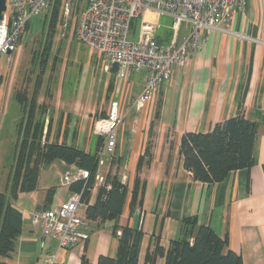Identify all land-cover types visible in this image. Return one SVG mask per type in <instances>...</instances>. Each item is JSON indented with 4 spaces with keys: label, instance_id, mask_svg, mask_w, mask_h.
Returning <instances> with one entry per match:
<instances>
[{
    "label": "crops",
    "instance_id": "obj_1",
    "mask_svg": "<svg viewBox=\"0 0 264 264\" xmlns=\"http://www.w3.org/2000/svg\"><path fill=\"white\" fill-rule=\"evenodd\" d=\"M31 20L18 49L10 54V61L0 60V136L8 126L18 134L24 118L25 104L19 93L25 87L38 38L30 37L22 48ZM70 24L76 37V26ZM229 29L230 32L206 33L202 48L185 66L174 69L171 79L159 86L142 109H137L134 101L144 88L146 72L138 81L132 80L133 73L121 79L117 68L109 70L98 53L102 62L95 68L97 79L90 83V91L86 90L89 87L86 88L83 70L78 87L82 92H77L65 124L62 127L59 124L63 109L56 107L55 113L49 107L53 113L51 120L49 114L45 121L44 135L50 142L56 140L98 154L96 142L100 137L94 132L95 122L107 117L112 102L117 101L123 119L117 128L116 151L112 156L103 155L102 164L98 160L96 174L104 179L102 182L95 179L89 203L95 202L101 185L107 183L110 188L116 178L129 188L125 209L118 220L102 223L88 219L85 227L88 239L69 249H59L58 238L44 236L32 222L36 210L56 208L75 193L72 184H62V176L80 168L56 159L41 166L35 190L20 191L12 201L23 214V228L10 256L0 260L9 264H41L48 255L56 254L64 264H82L84 258L98 264L100 256L117 254L115 225L132 226L135 213L140 212L143 239L138 264H166L165 257L157 256L150 263L146 255L158 244L168 249L172 240L185 237L190 230L184 224L186 219L196 220L197 225H209L222 239H227L225 250L240 254L243 264H264V0H247L245 8L234 13ZM237 32L257 41L241 40ZM42 103L43 99L38 97L35 114ZM11 111L15 115L8 119ZM241 111L258 124L253 165L231 171L219 182L196 180L184 167L180 154L183 133L210 132ZM15 157L16 150L13 164L0 170L2 192L10 193ZM135 188L137 201L141 203L132 211L130 201ZM86 207L83 202L82 214ZM118 232L121 229L117 235ZM196 232L197 226L191 232V240Z\"/></svg>",
    "mask_w": 264,
    "mask_h": 264
},
{
    "label": "built area",
    "instance_id": "obj_2",
    "mask_svg": "<svg viewBox=\"0 0 264 264\" xmlns=\"http://www.w3.org/2000/svg\"><path fill=\"white\" fill-rule=\"evenodd\" d=\"M62 23L75 24L77 39L96 50L107 64L117 68L121 79L130 73L146 72L147 78L134 106L142 109L159 86L171 79L177 67L187 64L199 51L205 35L211 31L230 32L229 24L236 11L247 5V0H60ZM57 0H6V10L0 19V60L10 61V54L18 49L29 21L51 11ZM154 16L153 18H148ZM172 19L170 40H157L160 23L157 18ZM135 18H140L137 39L130 38ZM187 24V28L183 27ZM241 40L257 39L237 32ZM123 115L117 101L112 102L107 117L94 125L95 134L103 137L97 159L112 156L117 147V128ZM90 171H66L62 184L70 186L78 180L88 179ZM126 179V176L123 177ZM97 182L104 177L97 173ZM82 193H73L68 200L53 209H40L32 214V222L44 236L58 238L59 249H69L88 239L85 227L88 218L80 212ZM121 235V232H118ZM41 264H64L56 254H50Z\"/></svg>",
    "mask_w": 264,
    "mask_h": 264
},
{
    "label": "trees",
    "instance_id": "obj_3",
    "mask_svg": "<svg viewBox=\"0 0 264 264\" xmlns=\"http://www.w3.org/2000/svg\"><path fill=\"white\" fill-rule=\"evenodd\" d=\"M60 3L61 1L57 0L54 7L56 13L57 9H60ZM56 21V18L53 19L51 25ZM170 36L169 31L161 34L158 32L157 40L166 43L169 42ZM39 128L34 126L28 133L32 138L31 142L22 146L19 154L16 151L10 193L0 191V258L10 256L23 228V214L12 201L17 199L20 191L35 190L41 166L56 159L90 171L88 179L78 180L71 185L73 192L82 193V202L87 205L85 216L88 219L102 223L111 219L118 220L128 201V186L114 178L110 188L107 183L100 186L95 202L90 204L98 169L97 154L66 143L50 142L41 146L35 142L41 135ZM257 134L258 124L249 120L242 111L236 117L217 124L210 132H185L180 144L184 167L192 172L196 180L219 182L231 171L253 165ZM101 142L103 143V139ZM138 203L141 202L137 201L135 188L130 201L132 211ZM184 224L190 226L185 237L172 240L168 249L156 245L152 253L148 252L146 260L152 263L157 256H162L165 257L166 264H243L242 256L233 250L226 251L227 239H222L209 225H197L194 219H186ZM196 226L197 232L191 240V232ZM118 229H121V235H117ZM114 235L118 238L116 256L102 255L98 264H138L143 239L142 227L133 229L132 226L121 227L116 224ZM0 264L9 263L0 260ZM82 264L91 263L84 258Z\"/></svg>",
    "mask_w": 264,
    "mask_h": 264
},
{
    "label": "rangeland",
    "instance_id": "obj_4",
    "mask_svg": "<svg viewBox=\"0 0 264 264\" xmlns=\"http://www.w3.org/2000/svg\"><path fill=\"white\" fill-rule=\"evenodd\" d=\"M55 7V6H54ZM53 8L46 14V23L44 25V15L31 20L30 30L23 38L22 48L31 38H36L35 49L33 51V62L28 69L25 77V87L20 90L19 98L24 102V118L20 123L19 132L12 128L5 129L0 136V170L5 165L11 166L14 161L15 150L19 154L22 146L31 142V136L28 135L34 126H39L41 135L36 138L35 142L44 146L50 143L48 136L44 135L45 121L52 117L56 107L63 109L62 121L60 127L65 124L66 115L72 110L75 98L78 93L82 92V88H78L82 81L83 70L86 79V89L90 91L91 84L95 81V68L101 65V58L96 50L91 49L88 45L78 41L71 31V24L67 27L62 23L61 9ZM149 16L148 18H153ZM56 23L51 25L53 19ZM160 23L159 34L162 32H172L170 26L172 19L168 16H160L157 18ZM140 18H135L130 29V38L137 39L140 31ZM187 28V24H184ZM50 36V37H49ZM31 37V38H30ZM49 37V39H48ZM50 45V46H47ZM45 46H47L45 49ZM111 70L114 66L106 64ZM142 73L133 72V81H138ZM84 79V80H85ZM83 85V84H82ZM113 82L109 85L111 89ZM38 97L43 99L42 105L36 111L35 107ZM55 103V105L53 104ZM83 103L85 100L83 98ZM44 104V105H43ZM49 107L53 109L51 113ZM56 113V112H55ZM59 113H61L59 111ZM22 112L20 118L22 116ZM15 115L12 111L8 116L11 119ZM10 121L7 120V125ZM39 133V130H38ZM99 136V135H98ZM96 146L100 149L103 146L101 142L103 137L99 136ZM102 138V139H101ZM55 138H53L54 140ZM60 139V138H57ZM65 139V138H64ZM54 140L53 142H55ZM59 141V140H58ZM16 145V146H15ZM16 148V149H15ZM13 172V171H12ZM15 173V172H14ZM81 210V208H80Z\"/></svg>",
    "mask_w": 264,
    "mask_h": 264
},
{
    "label": "water",
    "instance_id": "obj_5",
    "mask_svg": "<svg viewBox=\"0 0 264 264\" xmlns=\"http://www.w3.org/2000/svg\"><path fill=\"white\" fill-rule=\"evenodd\" d=\"M6 10V0H0V19L3 17V12ZM140 219H141V214L140 212H136L134 215L133 223H132V228L137 229L140 226Z\"/></svg>",
    "mask_w": 264,
    "mask_h": 264
}]
</instances>
